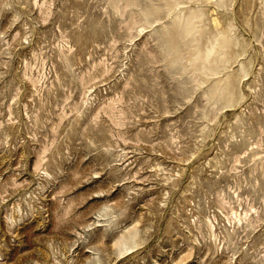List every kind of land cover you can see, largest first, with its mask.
Listing matches in <instances>:
<instances>
[{"label":"rangeland","instance_id":"rangeland-1","mask_svg":"<svg viewBox=\"0 0 264 264\" xmlns=\"http://www.w3.org/2000/svg\"><path fill=\"white\" fill-rule=\"evenodd\" d=\"M0 264H264V0H0Z\"/></svg>","mask_w":264,"mask_h":264},{"label":"bare ground","instance_id":"bare-ground-1","mask_svg":"<svg viewBox=\"0 0 264 264\" xmlns=\"http://www.w3.org/2000/svg\"><path fill=\"white\" fill-rule=\"evenodd\" d=\"M213 21L216 22V16L212 17ZM184 23L187 24L188 32L190 31V25H192L191 21L189 19L184 20ZM226 43V41H223V44ZM115 245H119V240H116L113 242Z\"/></svg>","mask_w":264,"mask_h":264}]
</instances>
